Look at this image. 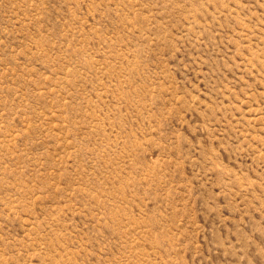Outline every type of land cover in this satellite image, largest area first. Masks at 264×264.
<instances>
[{
  "label": "rangeland",
  "instance_id": "1",
  "mask_svg": "<svg viewBox=\"0 0 264 264\" xmlns=\"http://www.w3.org/2000/svg\"><path fill=\"white\" fill-rule=\"evenodd\" d=\"M0 264H264V0H0Z\"/></svg>",
  "mask_w": 264,
  "mask_h": 264
}]
</instances>
